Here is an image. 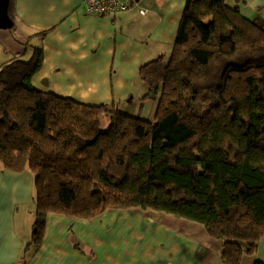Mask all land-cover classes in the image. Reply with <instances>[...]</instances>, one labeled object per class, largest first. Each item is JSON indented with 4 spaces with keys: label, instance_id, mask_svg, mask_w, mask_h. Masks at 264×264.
Here are the masks:
<instances>
[{
    "label": "trees",
    "instance_id": "16d2710c",
    "mask_svg": "<svg viewBox=\"0 0 264 264\" xmlns=\"http://www.w3.org/2000/svg\"><path fill=\"white\" fill-rule=\"evenodd\" d=\"M11 8L12 0L14 19ZM42 61L33 46L29 60L0 67V164L35 175L32 244L51 212L93 219L141 208L203 224L222 241L226 264L256 252L264 236V27L226 0H186L170 58L139 69L144 98L158 101L153 121L37 88Z\"/></svg>",
    "mask_w": 264,
    "mask_h": 264
},
{
    "label": "crops",
    "instance_id": "0c3cea01",
    "mask_svg": "<svg viewBox=\"0 0 264 264\" xmlns=\"http://www.w3.org/2000/svg\"><path fill=\"white\" fill-rule=\"evenodd\" d=\"M136 2L115 16H96L86 12L85 0H12V31L28 43L0 29V67L14 57L29 60L33 46L40 47L37 88L151 120L158 101L144 98L139 69L161 55L170 58L186 0ZM226 2L264 27V0ZM36 211L34 173L0 165V264H226L222 241L203 224L165 212L108 209L93 219L51 212L35 245ZM257 261L264 263V236L241 264Z\"/></svg>",
    "mask_w": 264,
    "mask_h": 264
},
{
    "label": "built area",
    "instance_id": "2783aa9c",
    "mask_svg": "<svg viewBox=\"0 0 264 264\" xmlns=\"http://www.w3.org/2000/svg\"><path fill=\"white\" fill-rule=\"evenodd\" d=\"M86 12L96 16H115L119 13L131 10L138 5L136 0H85ZM140 12L145 14L146 8H140Z\"/></svg>",
    "mask_w": 264,
    "mask_h": 264
},
{
    "label": "water",
    "instance_id": "95a60500",
    "mask_svg": "<svg viewBox=\"0 0 264 264\" xmlns=\"http://www.w3.org/2000/svg\"><path fill=\"white\" fill-rule=\"evenodd\" d=\"M10 0H0V29L9 30L14 27V19L11 17Z\"/></svg>",
    "mask_w": 264,
    "mask_h": 264
},
{
    "label": "rangeland",
    "instance_id": "374dc122",
    "mask_svg": "<svg viewBox=\"0 0 264 264\" xmlns=\"http://www.w3.org/2000/svg\"><path fill=\"white\" fill-rule=\"evenodd\" d=\"M13 29H9V31L10 32H14V31H12ZM8 30H7V32H9ZM16 31V30H15ZM14 34V36L18 39V41L20 42L21 41V43L24 45V46H26L27 45V41L25 40V39H23V38H19V35L18 34H16L15 32L13 33ZM123 112L125 111L124 109H121ZM152 117H154L155 118V116H152ZM150 118H151V116H150ZM154 118H152L151 120L153 121L154 120ZM105 128V127H104ZM1 165V164H0Z\"/></svg>",
    "mask_w": 264,
    "mask_h": 264
}]
</instances>
